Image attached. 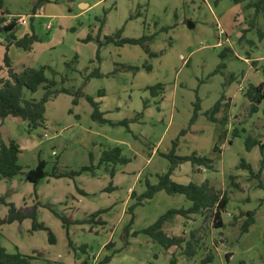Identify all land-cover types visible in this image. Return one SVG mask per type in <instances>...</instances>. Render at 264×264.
Listing matches in <instances>:
<instances>
[{
  "label": "rangeland",
  "instance_id": "374dc122",
  "mask_svg": "<svg viewBox=\"0 0 264 264\" xmlns=\"http://www.w3.org/2000/svg\"><path fill=\"white\" fill-rule=\"evenodd\" d=\"M2 1L11 15L27 20L17 27V34L33 30L41 38L29 51L9 47L14 70L45 65L55 88H81L99 102L107 120H93L85 97L79 96L74 104L75 95L67 93L46 102L42 127L29 129L19 117L0 118L3 141L14 139L21 148L22 168L11 180L0 179V196L16 208L36 205L35 222L44 227L33 228L32 218L0 223V241L7 251L39 255L31 264H96L113 251L107 264H171L173 258L175 264H200L209 252L210 264H264V189L239 166L244 160L257 171L261 145L264 151V99L256 112H250L245 96L249 85L264 83V39L256 32V27L264 30V6L256 12L249 6L256 0H218L216 5L214 0H44L32 15L38 0ZM252 20L254 28L240 39ZM119 29L120 37H150L143 42L148 50L141 44L105 41ZM88 36L91 39L85 41ZM0 40L3 78V33ZM224 47L232 53L221 58ZM96 68L103 76L91 75ZM158 84L163 89L152 91ZM43 91L39 86L26 96L39 98ZM217 102L213 121L208 114ZM197 104L198 114L191 122ZM138 112L142 115L128 128L118 124ZM248 138L257 143L247 148ZM116 145L129 161L118 164L114 175L104 165L93 170L102 151ZM172 148L179 156L205 155L213 166L183 162L172 172V180L207 181L219 197L228 198L220 228L212 224L213 208L203 215L175 214L164 222L169 236L189 239L194 233L193 256L183 254L185 241L166 250L141 232L167 210L191 206L182 194L160 190L142 200L125 230L131 218L128 207L136 200L130 193L137 196L147 182H157L169 165L161 153ZM39 160L45 161L48 172L55 168L79 173L48 176L33 187L24 173ZM260 178L264 181V168ZM253 209L254 222L239 234L242 214ZM7 212L8 206L0 204L1 219Z\"/></svg>",
  "mask_w": 264,
  "mask_h": 264
},
{
  "label": "trees",
  "instance_id": "16d2710c",
  "mask_svg": "<svg viewBox=\"0 0 264 264\" xmlns=\"http://www.w3.org/2000/svg\"><path fill=\"white\" fill-rule=\"evenodd\" d=\"M44 0H38L36 5L32 7V15L36 13L38 5ZM218 0H214V4H217ZM238 1V0H234ZM249 6L255 7V11L258 12L260 9H263L264 0H256ZM17 16L11 15L9 10L4 8L3 1L0 0V33H3L4 37V47L5 51L3 53V62L6 66V77L0 78V118H5L8 116L19 117L27 122V126L29 129H36L38 127H42L45 124V104L52 97L56 96L58 93H67L74 94L75 98L73 103H77V98L79 96H84L85 99L92 106L91 118L100 123L107 122V120L103 117V113L99 109V102L94 100V98L90 95H86L82 92L81 88H78L76 91H70L66 87L55 88V81L53 79H49L45 75L46 66L41 65L39 67H24L20 71H15L11 58L8 54V48L10 45H14L23 50L29 51L32 49V44L35 41L41 40V38L31 30L30 33H25L22 36L18 37L16 35L17 24ZM32 20V17H30ZM254 28L253 20L250 22L249 28H244L240 39L245 37V32ZM121 29L117 30L114 35H109L105 37L106 42H116L118 44L122 43H133V44H141L143 47L145 46L143 42L149 40L150 37L141 36L139 38H130V37H120ZM256 32L260 39H264V30L256 27ZM114 37H117L118 40L115 41ZM91 37L88 36L85 41L90 40ZM148 50V47H144ZM232 49L230 47H224V49L220 52V57L223 58L227 54H231ZM77 58L74 55V60ZM96 58L99 59L98 52L96 54ZM73 62V61H71ZM255 62V61H253ZM254 64V63H253ZM220 67H223V62L220 63ZM91 75L95 76H103L99 69H94ZM39 86H42L44 89L42 95L39 98H35L33 96H26V92L30 94L34 93ZM154 89H163L161 84H158L154 87H151V90ZM156 94V93H155ZM161 95V94H160ZM245 96L251 102L250 112H256L258 110V105L264 99V83H260L258 85H251L245 91ZM147 106L146 102H143V108ZM198 104L193 113L192 121L197 117ZM219 102H217L214 107L210 110V114H208V118L210 120H215L214 114L218 111ZM142 115V112L136 113V115L131 119H123L118 122L120 125H124L128 128V123L130 121L137 120L139 116ZM116 124V123H115ZM256 141H250L247 139V148L255 145ZM217 145L214 146V150ZM21 149L19 144L14 139H9L7 143H5L0 135V179L11 180L14 176L21 172V166L18 164V155ZM260 153L262 155V159L260 162V167L257 171H254L249 163L241 160L240 167L245 168L249 171V179L256 178L258 179L257 187L264 189V181L261 180L260 174L262 168H264V151L262 145L260 146ZM168 161L169 165L167 171L163 174H159L157 176L158 180L155 184L146 183V190L141 194L136 196V192L132 191L130 193V198H135V203L128 207L127 212L131 214V218L129 224L125 228V230L130 229V225L133 223L134 215L133 209L136 205L142 204V200L150 199L154 196L157 191L164 190L169 194L179 193L184 195L188 200L191 201V206L188 208H171L167 210L165 213L160 215L155 222L151 225L144 227L141 229V232L149 235L153 240L157 241L163 248L166 250L171 246L181 247L182 242L185 241V247L183 249V254L187 256H193L196 254L197 241L194 240V233L190 232L189 239H185L180 236H169L163 231L164 222L171 218L175 214H180L184 217H188L189 214H204L213 208L212 212V224L216 228H220L224 225L223 220L221 218L222 211L226 208L228 204V198L225 194H222L220 197L218 193L214 191V189L208 185L207 181L201 183L188 182L186 184L179 183L171 178L172 172L183 162L189 161L192 165H196L198 167L203 166L205 168L211 169L212 159L205 155H198L196 153H192L191 155L179 156L174 152L172 148L168 153H161ZM129 161L125 155L122 154V148L120 146H113L104 149L98 159L96 165L92 164L91 168H100L103 165L107 168L109 167V172L111 175H114L116 172V166L118 164H126ZM89 167H83L82 170H89ZM78 171L71 172H62L60 170H55V168L48 172L45 170V161L39 160L37 165L34 168L28 169L24 175L25 179L32 183L34 187L45 177H62V176H73L78 174ZM263 182V183H262ZM264 199V197H263ZM0 204H5L8 206V212L4 219L0 218V223L6 222L10 223L12 221H21L24 218H32L33 219V228L40 227L44 228L41 224L35 222L36 215V205L28 209H20L16 208L12 202H6L4 197L0 196ZM100 211L93 214V216H97ZM243 221L241 222L239 234L248 231L249 226L254 222L255 209L246 211ZM48 232V240L49 242H54V237L51 231L46 228ZM133 232V234H135ZM1 239V233H0ZM84 250V248H83ZM114 251L105 255L101 260H99L96 264H107L112 258ZM34 255L24 254L19 251L9 252L7 249L1 244L0 241V264H31L32 259L38 258ZM213 260L212 252L207 253L204 257L200 259V264H210ZM171 264H175L174 258L171 259Z\"/></svg>",
  "mask_w": 264,
  "mask_h": 264
},
{
  "label": "built area",
  "instance_id": "2783aa9c",
  "mask_svg": "<svg viewBox=\"0 0 264 264\" xmlns=\"http://www.w3.org/2000/svg\"><path fill=\"white\" fill-rule=\"evenodd\" d=\"M16 22H17L18 26H23V25H25L27 23V20H26L25 17L20 16V17L17 18ZM219 32L222 33L223 31L220 30Z\"/></svg>",
  "mask_w": 264,
  "mask_h": 264
},
{
  "label": "crops",
  "instance_id": "0c3cea01",
  "mask_svg": "<svg viewBox=\"0 0 264 264\" xmlns=\"http://www.w3.org/2000/svg\"><path fill=\"white\" fill-rule=\"evenodd\" d=\"M23 26H25V25H23ZM26 33H27V32H26ZM28 33H29V32H28ZM16 35H17L18 37H20V35L22 36V34H17V33H16ZM0 41H1V40H0ZM1 44L3 45V46H2V45H1V46H2L3 50L5 51V47H4L5 42H4V43L1 42ZM10 46H14V45H10ZM10 46H9V47H10ZM8 50H9V48H8ZM4 51H3V52H4ZM10 58H11V57H10ZM11 62H12V66H13V61H12V59H11ZM101 95H102V96L104 95V94H103V91L101 92ZM20 149H21V148H20ZM153 152H154V149L151 150V154H152ZM32 185H33V184H32ZM33 187H34V185H33Z\"/></svg>",
  "mask_w": 264,
  "mask_h": 264
},
{
  "label": "water",
  "instance_id": "95a60500",
  "mask_svg": "<svg viewBox=\"0 0 264 264\" xmlns=\"http://www.w3.org/2000/svg\"><path fill=\"white\" fill-rule=\"evenodd\" d=\"M251 85H249V87H250Z\"/></svg>",
  "mask_w": 264,
  "mask_h": 264
}]
</instances>
